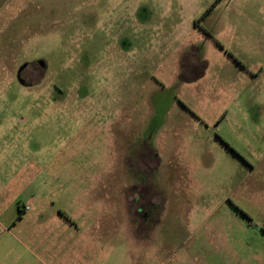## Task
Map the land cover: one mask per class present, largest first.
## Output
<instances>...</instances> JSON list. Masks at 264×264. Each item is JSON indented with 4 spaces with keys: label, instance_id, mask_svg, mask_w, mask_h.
<instances>
[{
    "label": "rangeland",
    "instance_id": "374dc122",
    "mask_svg": "<svg viewBox=\"0 0 264 264\" xmlns=\"http://www.w3.org/2000/svg\"><path fill=\"white\" fill-rule=\"evenodd\" d=\"M0 136L28 264H264V0H0Z\"/></svg>",
    "mask_w": 264,
    "mask_h": 264
},
{
    "label": "crops",
    "instance_id": "0c3cea01",
    "mask_svg": "<svg viewBox=\"0 0 264 264\" xmlns=\"http://www.w3.org/2000/svg\"><path fill=\"white\" fill-rule=\"evenodd\" d=\"M11 148L9 138L0 136V264H28L31 251L28 244L24 242V236L25 238L28 236L38 238L46 228L53 231L56 226L67 234L71 226L74 225V220L62 210L52 213L44 212V203H41L42 197L33 198L31 205L19 206V217L14 213L12 210L14 201L7 193L11 188V170L13 168L18 170L19 167L21 172L22 165L14 163L13 155L16 150ZM105 183L107 182L104 181ZM102 186L103 181L100 183V187ZM101 189L103 190V188ZM86 192L92 195L91 190ZM27 211L29 213H26ZM20 214H23L24 217ZM26 224H29L31 229H27ZM40 229L42 230L40 231ZM221 231V229L218 230L220 233ZM29 232L31 233L29 234ZM26 240L34 243V241Z\"/></svg>",
    "mask_w": 264,
    "mask_h": 264
}]
</instances>
